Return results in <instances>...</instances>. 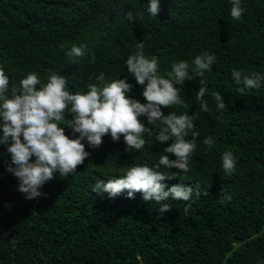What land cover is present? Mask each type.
I'll list each match as a JSON object with an SVG mask.
<instances>
[{
	"label": "trees",
	"instance_id": "1",
	"mask_svg": "<svg viewBox=\"0 0 264 264\" xmlns=\"http://www.w3.org/2000/svg\"><path fill=\"white\" fill-rule=\"evenodd\" d=\"M241 6L245 12L236 21L230 0H160L156 17L147 11L148 0H0V67L9 76V96L13 88L19 93L20 81L32 72L42 83L52 72L61 73L72 93L87 91L103 72L108 82L128 76L133 87L127 95L143 103V86L126 66L135 44L143 40L145 54L158 57L165 77L173 62L191 63L201 51L218 52L205 72L204 99L212 111H200L199 77L177 85L187 109L162 107L165 115L173 108L177 114L199 113L198 162L190 173L206 185L208 195L191 201L187 216L183 210L189 202L169 200L174 212L160 216L154 201L92 191L97 180L120 176L117 157L129 164L158 163L171 141L161 145L155 133L145 134L144 148L132 153L125 150L123 136L114 142L105 135L98 147L85 139L84 163L67 177L57 172L34 199L18 190L17 178L7 171V145L0 144V264L264 262V82L241 95L242 85L232 77L233 68L264 75V0H241ZM127 10L142 18L127 21ZM82 43L86 55L69 62L65 52ZM216 91L226 110H217L211 95ZM69 119L66 113L65 122ZM140 120L147 123L146 117ZM65 133L73 136L67 126ZM208 136L215 139L211 150L203 143ZM228 150L237 157L232 175L222 169ZM225 193L232 199L221 204Z\"/></svg>",
	"mask_w": 264,
	"mask_h": 264
},
{
	"label": "clouds",
	"instance_id": "2",
	"mask_svg": "<svg viewBox=\"0 0 264 264\" xmlns=\"http://www.w3.org/2000/svg\"><path fill=\"white\" fill-rule=\"evenodd\" d=\"M230 2L232 19L241 20L245 12L241 0ZM147 11L156 17L160 11V0H148ZM125 15L131 23L142 18L132 10H127ZM60 47L65 49L67 44ZM134 47L135 51L128 56L126 66L136 84L143 86V103L127 95L133 87L128 82V76L108 82L103 72L96 76V83L88 85L87 91L75 93L68 90V80L61 73L52 72L47 83H42L38 74L32 72L20 81L19 93L13 88L9 96V76L0 67V144L7 145L11 159L7 171L17 178L18 190L25 194L26 199L40 197L41 187L57 172L67 177L78 170V166L89 156L83 143L85 139L88 145L98 147L108 134L114 142H119L123 136L125 150L129 153L144 148L147 143L145 134L151 137L155 133V139L161 145L168 141L171 143L164 147L166 154L152 166L151 163H125L117 157L120 176L107 181L97 180L92 191L107 193L112 198L121 195V200L135 202L138 197H143L146 202L154 201L160 205L155 206L160 216L168 214V211L174 212L169 200L189 202L183 210L187 216L191 201L208 195L206 185L196 181L190 173L192 166L198 162L194 152L199 135L196 131L199 113L177 114L179 109L173 108L176 111L165 115L162 107L172 108L175 105L187 109L189 106L181 98L177 85L199 77L196 100L200 111H212L204 99L208 91L205 72L211 70L218 52L201 51L191 63L186 60L173 62L165 77L159 72L158 57L145 54L143 40ZM86 53L87 45L82 43L79 46L72 44L65 55L69 62H75ZM95 62L96 58L92 55L90 63ZM232 77L237 85H242L238 88L241 95L259 89L264 82L261 73L236 68L232 69ZM211 95L218 111L227 109L219 91ZM66 113L71 116L67 122ZM141 116L146 117L147 123L141 122ZM65 126L71 128L72 137L65 133ZM189 135L191 139H187ZM203 143L211 150L215 139L208 136ZM222 169L227 175L237 170V157L230 150L222 154ZM231 199L225 193L219 202L224 204Z\"/></svg>",
	"mask_w": 264,
	"mask_h": 264
}]
</instances>
